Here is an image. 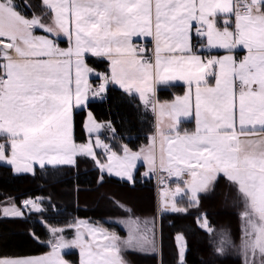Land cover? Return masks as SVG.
<instances>
[{"label":"snow or ice","instance_id":"obj_1","mask_svg":"<svg viewBox=\"0 0 264 264\" xmlns=\"http://www.w3.org/2000/svg\"><path fill=\"white\" fill-rule=\"evenodd\" d=\"M24 8L31 9V16L22 14ZM61 37L71 42L69 48L59 47ZM137 38H151L150 53L138 46L141 41L134 43ZM238 48L246 50L241 58L234 54ZM212 49L227 54H199ZM89 55L109 60L110 71L96 72ZM93 75L99 80L95 87ZM171 81H183L188 93L159 106L174 125L159 133V164L154 149L143 159L149 172L189 178L183 188L164 191L162 210L186 212L178 196L197 207L201 194L226 179L245 204L243 264H264V0H39L35 8L26 0L22 5L0 0V134L8 141L0 143V162L17 173H34L36 164L74 166L77 156H87L102 172L134 182L141 153L124 145L118 155L98 136L91 139L102 127L91 111L85 125L89 139L77 143L74 110L87 109L110 84L134 90L148 105L153 84ZM181 115H194V131L181 133ZM25 207L42 210L32 200ZM0 214L24 215L15 206L0 208ZM176 239L178 262L184 264L186 241L183 235ZM146 243L133 234L122 241L106 230L77 225L76 238L66 241L58 235L47 256L0 259V264H69L61 252L74 246L80 249V264H127L122 246L143 248Z\"/></svg>","mask_w":264,"mask_h":264},{"label":"trees","instance_id":"obj_2","mask_svg":"<svg viewBox=\"0 0 264 264\" xmlns=\"http://www.w3.org/2000/svg\"><path fill=\"white\" fill-rule=\"evenodd\" d=\"M88 63L103 73L109 71L107 60L90 57ZM183 90L181 85H161L157 95L162 100H172ZM104 95V99L91 100L87 109L74 112L76 142L84 143L88 139L86 112L91 111L98 121L107 124L101 136L114 151L120 152L124 145L136 150L147 143L154 132V115L143 106L140 98L113 85L108 86ZM189 123L185 122V126ZM141 172L139 167L134 182L123 180L103 173L87 156H77L74 166H36L34 173H15L10 165L0 164V208L8 199H14L23 207L33 198L39 199L42 208L41 211L25 210L23 216L0 214V257H27L49 252L51 246L46 244L49 232L43 221L64 227L79 218H88L110 230L116 227L109 222L111 218L129 214L155 217L156 185L152 178L138 180ZM243 206L235 186L221 178L214 190L201 194L197 207L188 202L186 212L163 211L160 215L162 253L177 264L175 235L182 232L187 240L185 264H243L237 250L218 254L215 236L197 222V217L205 214L211 225L226 230L238 245L242 236L240 212ZM64 255L78 264V252ZM125 256L135 264L159 263L158 254L126 251Z\"/></svg>","mask_w":264,"mask_h":264},{"label":"crops","instance_id":"obj_3","mask_svg":"<svg viewBox=\"0 0 264 264\" xmlns=\"http://www.w3.org/2000/svg\"><path fill=\"white\" fill-rule=\"evenodd\" d=\"M15 2H16L17 4H21V5H22V4L25 3V0H15ZM26 2H27L28 4H30V5H32L33 8H35L36 5L39 3V0H26ZM36 11H37V14H39V9H38V8L36 9ZM22 14H26V15H28V16H31L32 11H31V9L24 8V9L22 10ZM37 34H43V33H42V32H38ZM150 39H151V38H148V39H146V40H145L144 38H137V40H135V41H145V42L149 43V44L152 46V44H151V42H150ZM57 43L59 44V47L64 48V49H67V48H69V47L71 46V42H70L66 37H61V38L57 41ZM199 54H201L202 56H204L205 58H207V56H208L209 54H211V55H215V56H223V55H226V54H227V51L224 50V49H212V50H203V51H201ZM234 54H235L238 58H241L243 55L246 54V50L241 49V48H238V49L235 50ZM90 57H94V56L89 55L88 58H90ZM97 58H101V59L107 60L106 58H102V57H97ZM107 61H108V63H109V71H110V61H109V60H107ZM89 66L92 67L90 64H89ZM92 68H93V67H92ZM94 69H95V68H94ZM95 70H96V69H95ZM96 72H98V73H102V74H103V72L98 71V70H96ZM93 77H96V76L93 75L92 77H90V82H91V83H92V81H93ZM96 78H97V77H96ZM208 80H209V83H210V84H214V78H213V77H209ZM110 85H113V86H115V87H118V88L122 89V88H121L119 85H117V84H110ZM161 85H181V86H183V87H184V90H183V92H182L181 94L178 95L179 97H182V96H184V95H186V94L188 93V86H187L183 81H171V82H168L167 84L154 83V84H153L154 95H153V94H149V104H148V105H145V104L143 103V100L141 99L139 93H136L134 90H133L132 92H128V93L137 95V96L140 98V101H141V103L143 104V106H144L145 108L149 109V110L153 113V115H154V132H153V134H151L150 139H149V141H148L147 143L143 144V145L140 146L138 149L134 150V151H137V152H140V153H141V159H139V160L137 161V164H136L137 167H141V168H142V173H143V174H145V172H143L144 170L148 171L149 175L146 176V177H149V178L152 177V176H154L155 173L158 171V172H160V175H161V173H162L163 177H169V178H172V179H175V180H183V181H182L183 183H182V182H181V183L176 182V183L173 184V185H163L162 187H163L164 189L162 190V187H160V188H159L160 191L158 190V191L156 192V194H157V196H158V199H159V200L157 199V202H158L159 206H161V209H162V204H163V200H164V195L162 196V194H161V190H162L163 193H164L165 190H169V191H171V190H174L177 186L183 188V187H184V181L187 180L189 177H188L186 174L183 175V176H181V177L169 176L167 172L160 171V170H157L156 172H149V164H148V162H147L146 160L143 159V156H144V155L148 154L150 150H153V149H154V151H155V155H156V158H157V165L159 164V155H160V148H159V145H160V136H159V133H160V131H164V132L167 133V132L169 131V129L174 125V119H173V117L170 116L167 112H165L163 115H161L160 107H159V106H160L161 104H172V103L175 101L176 97H178V96H176V97H175L174 99H172V100H162V99H160V98L158 97V95H157V89H158V87L161 86ZM123 90H124V89H123ZM124 91H125V90H124ZM126 92H127V91H126ZM91 100H92V99H91ZM91 100H90V101H91ZM153 105H155V109L153 108ZM76 110H79V109H76ZM76 110H74V112H75ZM185 122H190V123L187 124V125L185 126ZM86 124H87V118H86V123H85V125H86ZM177 127H178V129L181 131V133H183L184 131H187V132H192V131H194L195 128H196V121H195V117H194V115H192V116H183V115H181V116L179 117V125H178ZM102 137H104V136H100L99 139H101ZM154 137H155V143L153 142V138H154ZM0 139H2V142H3V143H5V144L8 143V141L6 140V138H5V136H4L3 134H0ZM77 143H78V142H77ZM84 143H86V142H84ZM105 144L110 145V143L108 142V140H106V143H105ZM127 147H128V146H127ZM130 149H131V148H130ZM131 150H133V149H131ZM96 152H97V154L100 153L101 156L98 155V157H99V158L102 157L101 160H105V159H106V154L103 153V150H102V149L97 148V149H96ZM115 152H116V151H115ZM117 154H118V155H122V154H123V148H122V150H121L120 152H117ZM10 166H11V167L13 168V170H14V166H12V165H10ZM33 166L36 167V166H39V165L36 164V165H33ZM57 166H61V165H46L45 167H57ZM103 173H106V172H103ZM107 174H108V173H107ZM109 175H111V174H109ZM112 176H113V175H112ZM114 177H117V176H114ZM117 178H119V177H117ZM120 179H123V178H120ZM164 179H165V178H164ZM123 180H126V179H123ZM211 191H212V190H211ZM211 191H209V192H211ZM8 200H9V199H8ZM243 202H244V201H243ZM187 203H188L187 198L182 197V196H178V197H177V204H178L179 207H184V208H185V204H187ZM14 206H15L16 208H19L23 213L25 212V210H27V211L30 210V209H28L29 207H25V204H24L23 207H20L17 203H15ZM3 207H5L4 203H2V205H1V208H3ZM244 210H245V204H244V206H243V209H242L241 212H240V216H241V228H242V213L244 212ZM168 212H172V211H168ZM10 216H11V215H10ZM202 217H206V215L202 213V214H200L199 217H197L198 225H199L203 230L207 231V229H206L205 227L202 226V225H203V219H202ZM206 219H207V223H208L209 227H213V229H212L211 232H209V231H207V232L210 233L211 235L215 236L216 239H219V235H218V234L220 233V231L223 232L224 229H218L217 227H215V226H213V225L210 224V222H209V220H208L207 217H206ZM64 227H66V226H64ZM180 234L183 235V236H185L184 233H182V232H180ZM176 236H177V235H175V243H176ZM241 237H242V236H241ZM185 240H186V237H185ZM219 242H220V240H219ZM217 244H218V242H217ZM186 245H187V240H186ZM240 245H241V241H240L239 247H240ZM217 248H219L218 245H217ZM186 249H187V248H186ZM51 251H52V250H50V252H51ZM237 252H238V254L241 256V258H242V262H243V255L241 254L240 249H239V251H237ZM48 253H49V252H48ZM48 253H46V254H48ZM46 254H45V255H46ZM43 256H44V255L27 256V257H15V258H2V257H0V259H17V258L38 259V258H41V257H43ZM184 264H185V262H184Z\"/></svg>","mask_w":264,"mask_h":264},{"label":"rangeland","instance_id":"obj_4","mask_svg":"<svg viewBox=\"0 0 264 264\" xmlns=\"http://www.w3.org/2000/svg\"><path fill=\"white\" fill-rule=\"evenodd\" d=\"M95 120H96V122L100 123L102 125V127L98 133L94 132L91 134V139H93V140H95V138L97 136L100 138V136L104 133L106 125H107V124L105 125V123H103L101 121H98L96 118H95ZM88 139H89V134H88ZM132 151L137 152L134 150H132ZM0 164L9 165L6 162H0ZM136 164H137V162H136ZM33 167H34V171H35V166H33ZM138 168L139 167H137V165H136V168L134 169V172H133L134 177L136 175ZM143 172L146 173L148 171L144 170ZM15 173H17V172H15ZM20 173H25V172H20ZM111 175L115 176L114 174H111ZM161 176L163 177L162 173H161ZM119 178H122V177H119ZM163 178H165L166 180L169 179V177H163ZM123 179H126V178H123ZM182 181L183 180H180L179 183H181ZM163 189L164 188L162 187V190ZM162 190H161V194L163 196ZM159 191H160V189H159ZM157 199H158V196H157ZM4 205H5V207L14 206L15 201H14V199L6 200L4 202ZM157 206H158L157 207V213H156L155 217H139V216H134L132 214H129L125 217H118V218L109 219L110 223H113L116 225L115 228L110 229V230H107V229L103 228L102 226L91 222L88 218H79L75 223H73L70 226H66V227L53 226V225H50L49 223H47L46 221H43V223L46 225L48 232H49V238L46 241V244L51 246V250H52V244L55 242L56 237L58 235H62L66 241H71V240L76 238V226L77 225L80 226L81 230H85V231H86L88 226H92V227H95L97 229L106 230L108 233H114L117 236H119L122 241H126L129 238L130 234L135 235L137 239H146L148 241V243H146L143 246V248H141L139 246L134 247V248H127V247L122 246L121 255L123 256L125 261H127V264H135V263L126 258V256H125L126 251H138V252L147 253V254H158V259H159L158 264H173L171 257L166 256L164 253H162L161 234H160V215L163 213V210L161 209V206H159L158 203H157ZM28 209H32V208L29 207ZM137 225H138V229L136 227ZM244 227H245V219L242 217V230ZM52 229H63L64 231H63V233H53ZM211 229H213V227H211ZM176 235L178 236L181 234L179 232ZM218 235H219V239H216V241L218 242L217 245L219 247L224 248L223 253L234 252L235 250L239 251V249H240L239 244L240 243L238 245H235L234 242L231 240L229 233L226 230H223V232L220 231V233ZM242 235H243V231H242ZM183 237L185 239V236H183ZM97 238L102 240V236L98 235ZM86 239L90 240L91 237L86 236ZM219 240H220V242H219ZM178 244H179V242L176 239V260H177V264H179V262H178ZM68 252H78V254H79L78 264H80V259H81L80 249L78 247L74 246L71 248L63 249L61 252V255L63 256V258L66 261H68L69 264H73L64 255L65 253H68ZM240 252H241V250H240ZM49 253H51V252L49 251ZM186 253H187V249H186L185 256H184V262L186 260V258H185ZM45 254H42V255H44L43 257L48 255V254H46V255ZM241 254H242V252H241Z\"/></svg>","mask_w":264,"mask_h":264},{"label":"built area","instance_id":"obj_5","mask_svg":"<svg viewBox=\"0 0 264 264\" xmlns=\"http://www.w3.org/2000/svg\"><path fill=\"white\" fill-rule=\"evenodd\" d=\"M141 42L142 43H138V41L134 40V43H138V46L147 47L149 49V53H150L152 46L149 43L145 42V41H141ZM97 83H99V81L97 80V78L93 77V81H92L93 86L95 87V85ZM102 98H104V95L102 97H95L93 99H102ZM101 141L103 143H105L104 139H101ZM110 148L113 151L112 147H110ZM154 178H155V182H156V186H157L158 190L163 185H172V184H175L176 182L180 181V180H175V179H172V178H169V179L166 180L160 175V172H158V171L156 172ZM144 179H145V176L143 174H139L138 180H144ZM33 201H36L37 203H39V201L37 199H33Z\"/></svg>","mask_w":264,"mask_h":264},{"label":"bare ground","instance_id":"obj_6","mask_svg":"<svg viewBox=\"0 0 264 264\" xmlns=\"http://www.w3.org/2000/svg\"><path fill=\"white\" fill-rule=\"evenodd\" d=\"M150 179V178H149ZM141 182V181H140ZM162 223V222H161Z\"/></svg>","mask_w":264,"mask_h":264}]
</instances>
